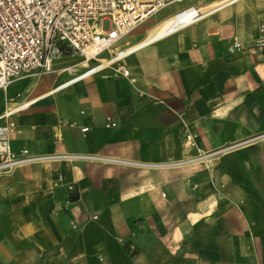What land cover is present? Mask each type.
<instances>
[{
  "label": "crops",
  "instance_id": "crops-1",
  "mask_svg": "<svg viewBox=\"0 0 264 264\" xmlns=\"http://www.w3.org/2000/svg\"><path fill=\"white\" fill-rule=\"evenodd\" d=\"M215 2L147 19L114 51L206 4L112 67L85 75L111 54L64 49L0 89L12 152L119 161L50 157L1 175L0 264H264V0Z\"/></svg>",
  "mask_w": 264,
  "mask_h": 264
},
{
  "label": "built area",
  "instance_id": "built-area-1",
  "mask_svg": "<svg viewBox=\"0 0 264 264\" xmlns=\"http://www.w3.org/2000/svg\"><path fill=\"white\" fill-rule=\"evenodd\" d=\"M182 1L184 0H0V89H6L18 79L51 71L53 60L64 49L81 53L87 59H97L105 53L111 54L107 59L98 58L97 64L90 67L85 75L112 67L138 49L137 47L124 53L127 49L124 48L115 52L114 48L119 42L164 7ZM215 1L218 0H212ZM237 1L240 0H220L215 2L214 8ZM204 5L206 4L200 6ZM200 6L190 5L174 16ZM255 44L264 47V20L260 23ZM242 49L240 39L234 36L229 44V51L234 53ZM88 50H92L93 54L89 55ZM116 70L125 76L130 74V70L123 65H118ZM107 125L115 126L116 123L109 120ZM15 127L13 121L0 124V176L10 173L17 166L50 157L119 162L91 154L32 155L28 149L16 154L10 148V136ZM194 138L195 135H187L189 141ZM227 149L207 152L192 160L209 159ZM96 217L95 215L94 218Z\"/></svg>",
  "mask_w": 264,
  "mask_h": 264
},
{
  "label": "bare ground",
  "instance_id": "bare-ground-1",
  "mask_svg": "<svg viewBox=\"0 0 264 264\" xmlns=\"http://www.w3.org/2000/svg\"><path fill=\"white\" fill-rule=\"evenodd\" d=\"M205 13H207V9L203 10V8L196 7L194 9L186 11L185 13H183L179 16H172L169 19L160 23L158 26H156L151 31L150 35L145 40L128 47L126 50H124V53L130 52L133 49L140 47L141 45H143L149 41L155 40V39H157V38H159L165 34H168L169 32L174 31L181 26H185V25L197 20L198 18H201L203 15H205ZM88 54L92 55L93 51L88 50Z\"/></svg>",
  "mask_w": 264,
  "mask_h": 264
},
{
  "label": "rangeland",
  "instance_id": "rangeland-1",
  "mask_svg": "<svg viewBox=\"0 0 264 264\" xmlns=\"http://www.w3.org/2000/svg\"><path fill=\"white\" fill-rule=\"evenodd\" d=\"M187 1L188 0H186L184 2H175V3H172V4L164 7L158 13H156L155 15H153L152 17H150L146 22H144L143 26H151V25H153V24L161 21L162 19H164L167 16H169V14L172 13V11H174L177 8L185 5V3Z\"/></svg>",
  "mask_w": 264,
  "mask_h": 264
}]
</instances>
